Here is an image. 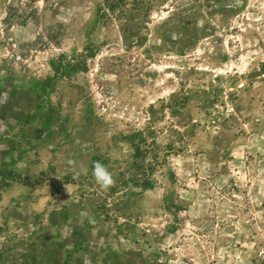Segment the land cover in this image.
Returning a JSON list of instances; mask_svg holds the SVG:
<instances>
[{
	"label": "rangeland",
	"instance_id": "obj_1",
	"mask_svg": "<svg viewBox=\"0 0 264 264\" xmlns=\"http://www.w3.org/2000/svg\"><path fill=\"white\" fill-rule=\"evenodd\" d=\"M263 64L264 0H0V264H264Z\"/></svg>",
	"mask_w": 264,
	"mask_h": 264
},
{
	"label": "clouds",
	"instance_id": "obj_2",
	"mask_svg": "<svg viewBox=\"0 0 264 264\" xmlns=\"http://www.w3.org/2000/svg\"><path fill=\"white\" fill-rule=\"evenodd\" d=\"M68 163L74 164L75 162L72 160H69ZM92 175L95 178L97 184L102 189H107L114 184V179H113L112 174L109 172L108 168L99 161L94 162L93 169H92ZM89 219L91 220V217Z\"/></svg>",
	"mask_w": 264,
	"mask_h": 264
},
{
	"label": "trees",
	"instance_id": "obj_3",
	"mask_svg": "<svg viewBox=\"0 0 264 264\" xmlns=\"http://www.w3.org/2000/svg\"><path fill=\"white\" fill-rule=\"evenodd\" d=\"M262 74H264V64L262 65L261 71ZM135 138V136H133Z\"/></svg>",
	"mask_w": 264,
	"mask_h": 264
}]
</instances>
